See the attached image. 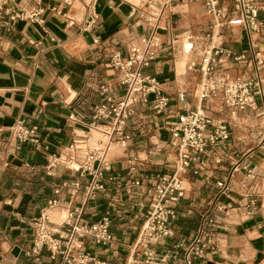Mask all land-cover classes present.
Listing matches in <instances>:
<instances>
[{"label":"crops","instance_id":"crops-1","mask_svg":"<svg viewBox=\"0 0 264 264\" xmlns=\"http://www.w3.org/2000/svg\"><path fill=\"white\" fill-rule=\"evenodd\" d=\"M25 1L28 9L31 3ZM41 1L59 7V12L45 15L43 27L19 19L0 26V264H63L46 250L38 257L25 254L32 244V219L53 198L61 209L82 206L89 221L108 215L112 241L101 246L87 239L86 250L100 264H125L150 201L152 175H171L178 164L171 128L184 109L197 105L200 53L210 18L196 0H170L165 7L159 20L160 48L145 71L155 76L158 94L169 97L170 103L160 113L146 105L134 110L127 119V145L110 147L105 177L113 179L95 199L85 200V175L60 163L48 173L47 165L50 157L81 160L98 146L101 136L89 129L97 123L93 108L105 99L99 87L106 85L113 97L124 92L119 69L108 63L113 51L126 57L129 46L140 44L149 33L139 18L145 0H73L69 7L62 0ZM91 13L97 19L88 26ZM261 15L263 26L252 39L264 58V10ZM223 46L235 53L244 51L248 35L240 27L227 28ZM219 68L230 75L247 70L232 59ZM261 72L264 75V64ZM181 92L183 102L177 99ZM203 108L228 123L230 139L208 147L206 166L199 174L190 165L182 175L186 192L171 224L174 235L156 246L157 253L189 239L204 208L217 202L215 206L223 210L217 212L215 248L193 264H264V119L256 116L257 111L227 108L216 99L207 100ZM18 119L36 127L35 141L19 142L9 136ZM235 164L238 170L221 192L216 182L228 181ZM133 178L143 184L127 192L123 183ZM75 180L80 182L77 190L70 185Z\"/></svg>","mask_w":264,"mask_h":264},{"label":"built area","instance_id":"built-area-1","mask_svg":"<svg viewBox=\"0 0 264 264\" xmlns=\"http://www.w3.org/2000/svg\"><path fill=\"white\" fill-rule=\"evenodd\" d=\"M28 1L31 5L26 9L25 0H0V26H8L12 21L19 19L43 27L48 12H59L58 6H44L41 0ZM196 1L202 2L204 11L210 18L204 36L207 41L200 53V79L195 95L197 105L193 109H184L178 115L177 123L171 128V144L177 147L178 164L171 175L161 172L152 175L150 201L138 233L130 243L125 264H193L194 259L203 257L207 250L215 248L213 239L220 225L217 212L223 210L222 206H215L217 202L204 208L198 227L189 239H180L160 255L156 249L162 240L174 235L171 224L176 218L178 204L186 192L182 175L190 165H195L193 173L199 174L206 166L208 147L230 139L228 123L207 114L203 103L216 99L227 108L257 111L256 116H262L264 119V75L261 72L264 58L252 39V35L257 34L263 26L262 0ZM169 2L170 0L159 3L155 0H145L139 18L149 26V33L141 37L140 44L129 46L126 57H122L119 51L112 52L108 64L119 69V83L124 92L118 97H113L109 94L108 87L101 85L99 93L105 99L92 110V119L97 121L92 128L105 134L108 137L107 142H99L98 146L91 148L81 160L71 156L49 159L48 173L60 163L64 168L87 177L83 186L85 200L95 199L105 189L108 180L113 179L105 177V171L109 169V148L111 143L120 147L127 145V119L134 110L139 105H146L160 113L170 103L169 97L158 94L160 84L155 76L145 71L160 48L158 30L163 27L160 26L159 20ZM72 3L73 0H62L66 7ZM96 19L97 16L91 13L88 26ZM69 24H72V21H69ZM233 27L242 28L248 35L246 50L235 53L223 46L225 29ZM185 38L190 39V35H185ZM229 59L245 65L247 70L235 75L221 72L219 66ZM153 94L154 97L150 98ZM177 99L183 102L184 93H178ZM69 118L76 120L73 115ZM103 121L107 123L102 124ZM35 130V126H29L25 120L18 119L9 128V136L19 142L35 141ZM69 152H74L72 146L69 147ZM238 167V164L234 165L228 181L216 182L221 192L228 189L229 180ZM142 184L140 178H133L125 181L123 187L127 192H132ZM70 185L76 190L80 188V182L77 180ZM53 208H59V200L56 198L49 200L48 206L32 219L33 239L25 254L38 257L42 250H46L51 259L59 258L63 264H100L99 260L86 250L85 241L89 239L101 246L109 244L113 239L110 217L103 215L98 220L89 221L83 215V207L77 206L66 209V216L61 222H54L48 212V209Z\"/></svg>","mask_w":264,"mask_h":264},{"label":"bare ground","instance_id":"bare-ground-1","mask_svg":"<svg viewBox=\"0 0 264 264\" xmlns=\"http://www.w3.org/2000/svg\"><path fill=\"white\" fill-rule=\"evenodd\" d=\"M90 131H93V132H96L98 133L100 136H101V139L99 140V142H102V143H106L107 140H108V137L101 133L100 131L96 130V129H89ZM113 144V143H111ZM111 147V145H110ZM109 151H110V148H109ZM73 166H75V164H71ZM54 211L57 213V216L55 217L53 214H54ZM48 212H49V216L52 220H54V222H61L65 216H66V209H61V208H53V209H48Z\"/></svg>","mask_w":264,"mask_h":264},{"label":"rangeland","instance_id":"rangeland-1","mask_svg":"<svg viewBox=\"0 0 264 264\" xmlns=\"http://www.w3.org/2000/svg\"><path fill=\"white\" fill-rule=\"evenodd\" d=\"M182 41H184V40H182Z\"/></svg>","mask_w":264,"mask_h":264}]
</instances>
